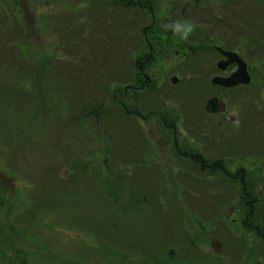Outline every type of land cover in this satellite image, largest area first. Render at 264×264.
Returning a JSON list of instances; mask_svg holds the SVG:
<instances>
[{
	"label": "rangeland",
	"instance_id": "374dc122",
	"mask_svg": "<svg viewBox=\"0 0 264 264\" xmlns=\"http://www.w3.org/2000/svg\"><path fill=\"white\" fill-rule=\"evenodd\" d=\"M120 1L0 0V264H264L243 180L202 167L243 164L264 207V0ZM216 46L248 63L254 136L205 111L257 108L212 84Z\"/></svg>",
	"mask_w": 264,
	"mask_h": 264
},
{
	"label": "flooded vegetation",
	"instance_id": "af4514ba",
	"mask_svg": "<svg viewBox=\"0 0 264 264\" xmlns=\"http://www.w3.org/2000/svg\"><path fill=\"white\" fill-rule=\"evenodd\" d=\"M233 65H236V64L234 63ZM230 66H232V65H230ZM229 67H227V68L229 69ZM225 73H227V72H225ZM220 75L221 76H228V75H230V73L228 75H224V74L221 73ZM251 82H252V75H251V81L248 84H243L242 83V84H239V85H236V86H232V87H229V88H226V87H223V86H219V87L222 88V90L227 91V90H233L234 88L243 86L246 89V91L249 90V94H250L249 96L252 99H255L256 91L250 86ZM255 100H256L257 108L252 107L251 104H243L242 103L243 111H244V117L241 118V119H238V115L237 114H234L233 112L229 111V108H230L231 105H228L223 100V97H222V99H221V104H222V122H220V125L222 126V142L224 141L223 136L227 137V133H228L229 130L231 132L239 131V130L240 131H245L246 132L245 134H250V135H253V134L255 135L256 133L260 132L259 127H258L259 126V120L257 121L256 126H254V124H253V119L254 118H258L259 119V113L257 112L258 111V102H257V99H255ZM223 151H225V149ZM184 154L186 155V152H184ZM188 155H189V158L192 159V161H194L196 163L200 162V160L197 157L191 155L190 153ZM255 156L256 155H254L252 157H255ZM240 160H242V157L240 158ZM223 161H224V159L222 158V162H220L218 165L216 164V162H213L212 164H204V165H202V167L204 168L205 165H207L206 167H209V169H212L213 167H221L223 173L228 174L229 177H232L234 179L239 177V173L240 172L241 173L243 172L242 174H245V172H244L245 166L243 164H242L243 168L241 167V169H239V168H237V166H233V165L229 166L230 164L228 162H224V164H225L224 165ZM231 168L232 169L233 168H235V169L237 168V171L235 173H232L231 171H228ZM240 178H241V180L244 181V176H241ZM245 184H246V182H245ZM246 186L247 185H244L242 193L244 194V200H245L246 205L249 206V202H250L249 196L252 198V194L248 191ZM259 191L260 192L264 191V187L262 185L259 187ZM259 195L260 194L257 193V195L252 198L254 200V202H258ZM247 210H248V208H246V215H249V219H250V214H249V212H247ZM247 229H249L251 231H254L257 235H260L259 231L257 229H255V227L252 226V225L247 226Z\"/></svg>",
	"mask_w": 264,
	"mask_h": 264
},
{
	"label": "water",
	"instance_id": "95a60500",
	"mask_svg": "<svg viewBox=\"0 0 264 264\" xmlns=\"http://www.w3.org/2000/svg\"><path fill=\"white\" fill-rule=\"evenodd\" d=\"M216 49L222 52L223 55L227 57L226 60L218 62V67L225 70L227 66L231 63H237L238 68L228 77L215 76L212 79L214 85H222L225 87H231L238 85L239 83H249L251 76L248 71V65L246 61L235 51L224 50L223 48L217 46ZM172 81L174 83L178 82V77L173 76ZM206 109L209 112H217L219 110V99L217 96H213L207 101Z\"/></svg>",
	"mask_w": 264,
	"mask_h": 264
},
{
	"label": "trees",
	"instance_id": "16d2710c",
	"mask_svg": "<svg viewBox=\"0 0 264 264\" xmlns=\"http://www.w3.org/2000/svg\"><path fill=\"white\" fill-rule=\"evenodd\" d=\"M114 1L118 3V0H114ZM122 1H124L126 3H130L132 0H122ZM138 80L140 81V79H138ZM145 81L148 82V84L150 86L154 87V83H151L147 79ZM101 105H103V104H100V107H101ZM121 105H122L121 108H123V107L127 108L128 107L127 104H125V103H121ZM129 109H130V107H129ZM119 111H121V110H117V112H119ZM110 112H112L110 109L104 108L102 114H104V113L105 114H109ZM112 114L113 115L115 114L118 117H120L118 114H116L114 112H112ZM97 116H98V119L101 118V111H100V113L97 114ZM165 120L167 122H170L169 125L171 126L172 129H175V125H174V123H176L175 119L172 120V119L168 118V119H165ZM171 121H174V122L172 123ZM125 142L127 143L129 141L127 139H125ZM177 149H178V146H177ZM178 150L180 151V149H178ZM204 168H206L208 170H212L213 172H218V171L221 172L222 171L221 167H213L212 169H209V167H205L204 166ZM217 169H218V171H217ZM247 185L250 187V183H248ZM146 201H147V204H149V205H155L152 201L151 202L148 201V200H146ZM138 202L141 203V201L139 199L138 200H134V204H137ZM261 203L254 202V200L252 199L249 202V206L246 207V208H248L247 212H249V214H250V219H249V215H246V211L244 213V217H245V219H249V224L254 226L255 229H257L259 231L261 236H264V207H263V205H261ZM155 206H154V210L157 208V207L155 208ZM157 210L159 211L160 214H158V213H155V214H158L160 216V219H165V217H166L165 212L163 210H161V209H157ZM146 213L148 214V216L152 215V212H147L146 211ZM247 226H249V225H247ZM143 264H158V262H157V260H150L148 263L147 262H143Z\"/></svg>",
	"mask_w": 264,
	"mask_h": 264
},
{
	"label": "clouds",
	"instance_id": "9594fccd",
	"mask_svg": "<svg viewBox=\"0 0 264 264\" xmlns=\"http://www.w3.org/2000/svg\"><path fill=\"white\" fill-rule=\"evenodd\" d=\"M165 30H171L174 35H177L182 40H187L194 32L196 25L192 21L185 20L183 22L176 21L171 24L162 25Z\"/></svg>",
	"mask_w": 264,
	"mask_h": 264
}]
</instances>
